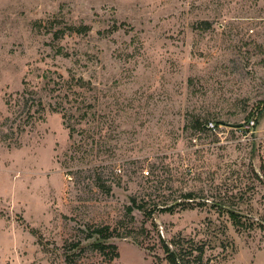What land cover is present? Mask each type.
Instances as JSON below:
<instances>
[{
	"label": "rangeland",
	"instance_id": "374dc122",
	"mask_svg": "<svg viewBox=\"0 0 264 264\" xmlns=\"http://www.w3.org/2000/svg\"><path fill=\"white\" fill-rule=\"evenodd\" d=\"M161 237L264 264V0H0V264H171Z\"/></svg>",
	"mask_w": 264,
	"mask_h": 264
},
{
	"label": "trees",
	"instance_id": "16d2710c",
	"mask_svg": "<svg viewBox=\"0 0 264 264\" xmlns=\"http://www.w3.org/2000/svg\"><path fill=\"white\" fill-rule=\"evenodd\" d=\"M71 30H85L88 31L89 29H87L86 27H82V28H75ZM187 198H190L191 195H187ZM139 208H143V207H139ZM175 205H165V206H154L151 210H149L147 214L148 217H153V215L156 212L159 213H171L174 211ZM230 215L234 218V219H239L241 217L240 214H237L233 211H229ZM110 232L108 228H102V229H95L94 233H93V237L97 236V240L94 241L92 243V245L98 249L102 255H104L108 260H114L115 258L119 257V253H118V249L116 245H112V244H106L105 241L109 239L110 237ZM162 240V246L164 248V251L167 255V259H169L171 264H184V260L181 254L177 253L176 251H174L171 247V245L167 244L165 242V240L161 237Z\"/></svg>",
	"mask_w": 264,
	"mask_h": 264
},
{
	"label": "built area",
	"instance_id": "2783aa9c",
	"mask_svg": "<svg viewBox=\"0 0 264 264\" xmlns=\"http://www.w3.org/2000/svg\"><path fill=\"white\" fill-rule=\"evenodd\" d=\"M255 124V121H251L250 125L253 126ZM208 129H213L214 128V124L210 123L207 127Z\"/></svg>",
	"mask_w": 264,
	"mask_h": 264
},
{
	"label": "water",
	"instance_id": "95a60500",
	"mask_svg": "<svg viewBox=\"0 0 264 264\" xmlns=\"http://www.w3.org/2000/svg\"><path fill=\"white\" fill-rule=\"evenodd\" d=\"M233 212H235V213H237V214H240V213H238V212H236V211H233Z\"/></svg>",
	"mask_w": 264,
	"mask_h": 264
}]
</instances>
